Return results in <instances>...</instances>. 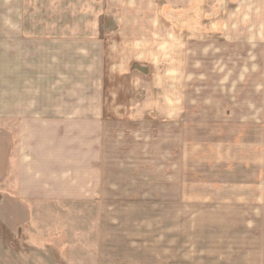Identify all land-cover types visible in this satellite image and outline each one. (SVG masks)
<instances>
[{"label": "rangeland", "instance_id": "1", "mask_svg": "<svg viewBox=\"0 0 264 264\" xmlns=\"http://www.w3.org/2000/svg\"><path fill=\"white\" fill-rule=\"evenodd\" d=\"M1 94L148 264H264V0H0Z\"/></svg>", "mask_w": 264, "mask_h": 264}, {"label": "crops", "instance_id": "2", "mask_svg": "<svg viewBox=\"0 0 264 264\" xmlns=\"http://www.w3.org/2000/svg\"><path fill=\"white\" fill-rule=\"evenodd\" d=\"M21 106L0 100V264L152 263L143 237H122L120 213L104 210L95 181L41 162L24 140Z\"/></svg>", "mask_w": 264, "mask_h": 264}]
</instances>
